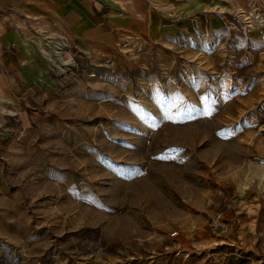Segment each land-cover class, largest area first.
Instances as JSON below:
<instances>
[{
    "label": "rangeland",
    "instance_id": "1",
    "mask_svg": "<svg viewBox=\"0 0 264 264\" xmlns=\"http://www.w3.org/2000/svg\"><path fill=\"white\" fill-rule=\"evenodd\" d=\"M111 2L1 130L0 264H264V0Z\"/></svg>",
    "mask_w": 264,
    "mask_h": 264
},
{
    "label": "crops",
    "instance_id": "2",
    "mask_svg": "<svg viewBox=\"0 0 264 264\" xmlns=\"http://www.w3.org/2000/svg\"><path fill=\"white\" fill-rule=\"evenodd\" d=\"M135 20L129 8L111 0H0V134L39 88L44 93L52 84L43 38L45 44L70 40L76 50L95 54L111 49Z\"/></svg>",
    "mask_w": 264,
    "mask_h": 264
},
{
    "label": "bare ground",
    "instance_id": "3",
    "mask_svg": "<svg viewBox=\"0 0 264 264\" xmlns=\"http://www.w3.org/2000/svg\"><path fill=\"white\" fill-rule=\"evenodd\" d=\"M238 11H239V14L244 13V10H242V9H239ZM47 45L49 46L48 58L51 59L54 62V64H56L61 71H65V69L67 68L66 65L69 64L70 62L63 58L62 52H63V50L66 49V47L68 45L65 42L59 40L58 38H53L50 41L48 40ZM53 54H54L55 58L52 57ZM55 59H58L59 61L56 62Z\"/></svg>",
    "mask_w": 264,
    "mask_h": 264
},
{
    "label": "built area",
    "instance_id": "4",
    "mask_svg": "<svg viewBox=\"0 0 264 264\" xmlns=\"http://www.w3.org/2000/svg\"><path fill=\"white\" fill-rule=\"evenodd\" d=\"M48 47H49V46H48ZM219 217H220V213L217 214V218H219Z\"/></svg>",
    "mask_w": 264,
    "mask_h": 264
}]
</instances>
